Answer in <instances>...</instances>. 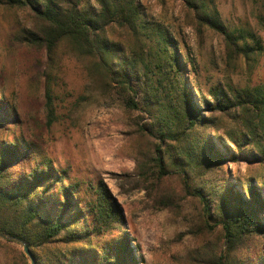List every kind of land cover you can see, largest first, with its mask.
Listing matches in <instances>:
<instances>
[{
	"label": "trees",
	"instance_id": "trees-1",
	"mask_svg": "<svg viewBox=\"0 0 264 264\" xmlns=\"http://www.w3.org/2000/svg\"><path fill=\"white\" fill-rule=\"evenodd\" d=\"M182 1L228 53L247 58L263 51L252 34V46H241L203 2ZM0 4L26 13L30 26L21 37L28 46L50 60L65 46L85 72L86 86L126 112L138 141L137 189L156 210L197 203L198 230L216 239L203 242L204 264H264V181L255 175L233 182L225 170L240 162L264 168V86L212 88L210 99L197 101L172 38L149 27L141 0ZM46 97L50 125L48 89ZM13 125L0 101V232L23 241L36 264L143 263L107 187L88 183L83 193V184L70 182L49 158L38 159L28 144L7 138ZM171 179L177 190L166 186Z\"/></svg>",
	"mask_w": 264,
	"mask_h": 264
},
{
	"label": "rangeland",
	"instance_id": "rangeland-1",
	"mask_svg": "<svg viewBox=\"0 0 264 264\" xmlns=\"http://www.w3.org/2000/svg\"><path fill=\"white\" fill-rule=\"evenodd\" d=\"M199 1L240 38L241 46H252V34L263 51L236 57L226 51L220 36L199 24L182 0H141L149 27L159 26L172 38L197 101L210 99V89L226 85L263 87L264 0ZM29 26L25 12L0 4V101L16 121L7 138L28 144L38 159L49 158L54 168L67 172L70 182L83 184V193L88 183H103L122 211L127 224L123 230L137 246L140 264H204L203 242L216 239L198 230L202 223L197 203L188 199L180 202V209L162 211L152 207L137 189L138 141L131 135L126 112L113 97L86 86L85 72L65 46L52 60L44 50L28 46L21 35ZM46 89L54 119L50 125ZM225 170L233 182L255 175L264 181V168L256 165L227 164ZM166 186L178 189L175 179ZM5 242L0 239V264H26L22 247Z\"/></svg>",
	"mask_w": 264,
	"mask_h": 264
},
{
	"label": "water",
	"instance_id": "water-1",
	"mask_svg": "<svg viewBox=\"0 0 264 264\" xmlns=\"http://www.w3.org/2000/svg\"><path fill=\"white\" fill-rule=\"evenodd\" d=\"M0 239L5 240L7 242L15 243V244L21 246L24 254L29 258L30 263L36 264L33 255L31 254L30 250L28 249V247L25 245V243L23 241L19 240L18 238H15V237L6 235L4 233H1V232H0Z\"/></svg>",
	"mask_w": 264,
	"mask_h": 264
}]
</instances>
